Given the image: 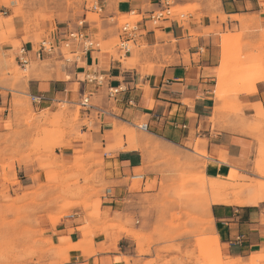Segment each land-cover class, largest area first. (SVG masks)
I'll list each match as a JSON object with an SVG mask.
<instances>
[{
    "label": "crops",
    "instance_id": "obj_1",
    "mask_svg": "<svg viewBox=\"0 0 264 264\" xmlns=\"http://www.w3.org/2000/svg\"><path fill=\"white\" fill-rule=\"evenodd\" d=\"M168 1L170 4H166ZM98 2L103 12V40L118 34L126 46L107 51L94 41L88 48L73 52V58L66 59L59 52L60 62L55 63L51 60L57 53L38 56L32 43L24 45L29 51L28 65L37 60L51 59V62L31 67L28 76L17 84V90L28 93L30 98L31 95L44 97L40 102H31L37 113L49 109V117L59 110L60 104H69L72 111L77 105L82 106L76 130L65 135L62 144L55 147L56 154L66 166L74 165L78 150L92 156L87 160L88 165L95 160L102 162L98 166L101 181L107 185L101 196L104 216L121 221L129 229L132 223L128 219L134 215L140 223L136 226H140V233L148 234L161 215V207L155 205L158 186L154 182H159L161 175L153 168L160 163L164 150L192 152L188 144L201 138L200 147L208 153L204 168L207 175L213 176L209 163L234 173L250 176L253 173L260 144L255 127L264 123V75L253 78L252 90L236 96L242 105L239 114L223 111L229 76L222 64V44L226 47V36L222 41V34L226 25L241 28V22L233 19L234 16L257 14L264 27V0ZM172 6L194 9L188 18L182 14L152 17ZM133 16L136 19L130 20ZM121 21L133 22L135 30L123 33ZM78 29L90 38L100 30L96 25L93 27L86 15ZM59 31L50 38H59ZM259 37V32H255L246 38ZM115 88L118 92L114 97L111 90ZM14 92L9 85H0L2 136L9 132L6 128L9 119L14 121L13 128L19 127L15 121ZM85 95L89 96L87 106L81 104ZM140 124H147L146 134L140 133L136 141L130 140L129 133L141 129ZM42 174L27 155L18 156L11 163L8 180L0 169V212L5 198L34 191L43 181ZM261 199L258 193L247 204L214 202L211 205L208 232L218 237L224 256L248 263L252 254L264 253V200ZM73 211L59 223L54 221L44 228L43 236L58 245V251L65 255L63 259L59 255L50 256L56 260L54 264L132 263L137 245L127 231L99 229L89 239L81 228L82 213L78 209ZM180 240L186 249L192 239L185 236ZM262 258L264 254H255L249 264H257Z\"/></svg>",
    "mask_w": 264,
    "mask_h": 264
},
{
    "label": "rangeland",
    "instance_id": "obj_2",
    "mask_svg": "<svg viewBox=\"0 0 264 264\" xmlns=\"http://www.w3.org/2000/svg\"><path fill=\"white\" fill-rule=\"evenodd\" d=\"M97 1L0 0V85H9L15 91V121L19 125L13 128L14 121L9 119L6 122L9 132L3 136L0 134V169L6 171V176H3L8 180L7 170L11 163L18 156L27 155L43 171V181L34 191L5 198L3 212H0V264H54L56 260L50 257L52 255L63 259L65 255L58 251V245L43 236L44 228L48 223L53 225L54 221L59 223L72 215L74 209L82 213L84 224L81 228L89 239L99 229L127 231L137 245L136 258L130 264H249L252 256L264 253L252 254L248 263H243L241 258L224 256L218 237L208 232L210 208L214 202L247 204L258 193L264 200L263 122L255 127L260 134L257 136L260 144L251 176L226 168L222 170L210 163L209 170L213 176L207 175L204 168L208 153L200 147L201 138L188 144L192 152L164 150L160 163L153 168L161 175L159 182L154 181L158 186L155 205L161 207V215L154 230L146 234L140 233V226L136 227L140 223L134 215L128 219L132 223L129 229L121 221L104 216L101 196L107 185L101 181L98 165L102 162L95 160L94 164L88 165L87 160L92 156L78 150L77 161L66 166L56 154L55 147L62 144L69 131L76 130L82 106L77 105L72 111L69 104L63 103L49 117V109L37 113L30 95L17 90V84L28 76L31 67L51 60L32 61L30 65L22 66L17 60L22 46L32 43L38 47L44 38L54 37L58 30H76L85 15L93 22V27L96 25L100 29L92 41L107 51H115L120 46L118 34L103 40V12L93 8ZM193 9L171 7L173 15L182 14L184 18H188ZM232 18L241 22V28L226 25L222 34V41L226 36V47L222 44V64L228 72L229 89L224 93L225 102L221 109L234 115L239 114L242 107L236 96L242 91L252 90L253 78L264 75V27L257 14ZM134 19L135 16L130 20ZM255 32L260 34L257 40L246 38ZM79 44L62 46L64 57L73 58V50L80 52ZM60 55L57 53L51 61L59 63ZM241 77L246 78L241 80ZM132 130L128 135L130 140L136 141L137 135L146 134L141 129ZM197 145L198 150L195 151ZM185 236L192 239L186 249L180 242ZM147 256L150 259L143 258ZM257 264H264V258Z\"/></svg>",
    "mask_w": 264,
    "mask_h": 264
},
{
    "label": "built area",
    "instance_id": "obj_3",
    "mask_svg": "<svg viewBox=\"0 0 264 264\" xmlns=\"http://www.w3.org/2000/svg\"><path fill=\"white\" fill-rule=\"evenodd\" d=\"M166 4H170V2H166ZM94 9L97 10H102V6L99 4V2L97 1L94 5H93ZM169 15H173L172 11H171V7H166L164 10L162 11H157L152 17L156 18V19H160L161 17H168ZM121 29L123 31V33L129 34L132 33L135 30V24H133V22L131 21H125L124 23H122L121 25ZM61 36L59 38H44L38 45V47L33 48V50L38 54V56L44 55L46 54H52V53H63L62 52V46H71L74 45L75 42H79L81 43V49H86L89 46L94 44V41H92L89 37L88 34L84 33L83 31H81L80 29H76V30H72V29H66V30H61L60 31ZM126 46L125 42L121 41L120 42V47H124ZM28 50L25 46H22L21 48V53H20V57L19 60L21 62L22 65L27 66L29 63V55H28ZM72 52H77V50H73ZM118 89H112L111 93L112 96H114V93H117ZM115 97V96H114ZM44 97L42 96H38V95H31V99L33 102H40L43 100ZM89 96L85 95L81 104L83 106H87L89 105ZM140 128L143 130L147 129V124H141Z\"/></svg>",
    "mask_w": 264,
    "mask_h": 264
},
{
    "label": "bare ground",
    "instance_id": "obj_4",
    "mask_svg": "<svg viewBox=\"0 0 264 264\" xmlns=\"http://www.w3.org/2000/svg\"><path fill=\"white\" fill-rule=\"evenodd\" d=\"M4 175L6 176V171L4 170Z\"/></svg>",
    "mask_w": 264,
    "mask_h": 264
}]
</instances>
